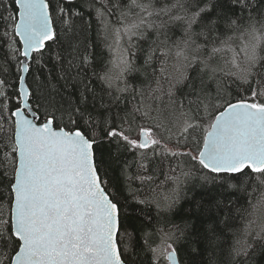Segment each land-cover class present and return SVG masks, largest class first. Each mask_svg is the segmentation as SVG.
Segmentation results:
<instances>
[{
    "label": "snow or ice",
    "instance_id": "snow-or-ice-1",
    "mask_svg": "<svg viewBox=\"0 0 264 264\" xmlns=\"http://www.w3.org/2000/svg\"><path fill=\"white\" fill-rule=\"evenodd\" d=\"M158 2L130 0L120 12L118 26L105 19L114 14L111 7L96 9L103 26L98 37L103 36L111 58L94 75L109 89L116 86L118 92L128 91L124 77L134 70V37L155 34L146 65L157 59V51L163 57L158 72L154 68L152 73L156 86L149 81L134 89L140 100L119 125L103 113L89 111L83 94L75 106L60 109L59 117L49 113L25 85L23 73L29 72L26 59L18 62L19 88L0 80V86L13 89L11 94L0 91V133L5 132V112L12 125L3 144L7 150L0 155V264H126L125 252L140 245L127 231L129 221H137L141 228L151 225L150 218L137 215V206L155 203L158 216L170 212L193 177L209 193L210 202L198 205L205 213L225 206L223 199H212L215 193L224 196L232 192L244 196L229 199V205L247 198L248 207L242 204L236 209L242 218L264 212V74L253 71L264 62L260 55L264 53V0H173L157 7ZM14 4L18 19H9L23 49L9 43L12 54H3L10 61L35 59L33 54H42L47 42L57 35L50 11L52 0H14ZM237 5L249 10L247 17L243 12L236 14ZM59 12L81 15L67 7H59ZM194 26L200 30L194 31ZM177 28L179 37H175ZM125 38L127 46L122 47ZM75 51L70 45L69 54ZM226 52L234 55L221 63L217 57ZM170 61L178 74L176 83L193 79L189 91L179 99L174 85L164 88L173 79ZM68 64L71 68L73 60ZM194 66L198 72L191 78L187 70ZM226 79L239 81L243 94L226 93ZM121 82L123 88L118 87ZM210 117L214 119L206 125ZM113 141L118 151L119 146L139 150L134 162L141 173L152 170L151 160L156 156L187 158V162L178 165V170L172 168L155 186L154 175L130 176L124 186L113 185L101 173L107 174L106 164L110 167L119 161L106 162L96 156L99 146ZM180 147L189 150H177ZM132 163L126 162L125 169ZM131 180L148 185L150 197L138 199L141 189H133ZM168 184L174 187L162 194L160 189ZM229 220H235L230 212L219 221L235 237L229 255L233 261L243 257L242 264H247L252 247L247 236L255 220L248 219L243 229L231 228ZM194 228L185 222L182 227L145 231L140 239L152 253L151 264H181L180 243L189 240V229ZM216 231L209 227L210 233ZM257 235L264 239V225ZM125 238L130 243H124Z\"/></svg>",
    "mask_w": 264,
    "mask_h": 264
},
{
    "label": "trees",
    "instance_id": "trees-1",
    "mask_svg": "<svg viewBox=\"0 0 264 264\" xmlns=\"http://www.w3.org/2000/svg\"><path fill=\"white\" fill-rule=\"evenodd\" d=\"M130 0H72V3H67L66 0H52L53 9L52 18L54 21V31L56 38L54 41H49L46 44V49L36 56L35 59L31 57L29 61V72L26 74V84L34 93V98H38L41 104L47 107L49 113L55 112L56 116H60V109L67 108L70 104L75 106L81 99V94L87 96L88 110L93 111L94 114L103 113L115 121L119 125L121 120L125 117L126 113H131L137 106L140 97L136 95L134 89L138 90L142 85H147L149 81L152 82V87H155V77H153V69L158 72L160 61L163 57L157 51L155 56L156 60L145 64V58L148 55V50L152 46V41L155 34L146 36L141 39L138 37L133 38V46L131 49L134 70L128 73L124 80L127 82L128 91L118 92L117 87L113 86L108 88L107 84H103L97 76L94 75L100 72L101 66L104 62L111 58L108 48L105 46L103 36L98 37V32L102 33L103 26L100 19L97 17L96 9L112 8L114 13L112 16H106L105 19L117 25L120 19L121 10H126V6ZM173 0H159L157 7H163L166 3H171ZM255 3V0H251ZM119 3L120 7H112ZM88 5H92L89 7ZM67 7L73 9L81 15H69L59 12V7ZM248 9H242L239 5L235 7V12L240 15L242 12L245 17L248 15ZM17 16V7L14 0H0V80H5L9 85H17L18 76L17 72L18 62L21 57L16 61H10L4 56V52L11 55V50L7 48L9 43L15 49L21 50L19 38L14 36L12 32L13 20L9 17ZM67 21V23H65ZM118 26V25H117ZM199 26H194V31H199ZM8 35L5 36L4 33ZM175 37L181 35L179 28L174 30ZM198 42H202L199 40ZM70 45L76 49L73 55H70ZM127 46V38L122 42V47ZM127 55V53H125ZM234 52H226L221 54L217 59H231ZM264 56V53H260ZM88 58V62L84 63V58ZM73 60V66L70 68L68 61ZM173 61L169 62V71L172 72L173 79L164 84L165 90L168 89L169 84L174 85L173 91L176 93L177 99L181 98L189 91V85L193 83V79L185 83H176L174 69L171 68ZM7 69V71H5ZM254 73L264 74V62L258 64L254 69ZM198 69L189 68L188 75L195 78ZM258 77H254V80ZM198 83V81H196ZM125 84L119 83L118 87L123 88ZM225 92L236 95L237 91L243 94L244 89L239 87V81L233 82L232 79L224 81ZM264 88V85H261ZM0 91H6L11 94L13 89L11 87L4 88L0 86ZM167 98L165 97V100ZM5 102H8L5 98ZM15 102V97L12 101ZM159 103V102H157ZM106 106L107 110L102 107ZM138 115V114H137ZM5 119L3 128L5 132L0 133V155L3 151V144L7 139V131L12 127L8 114L4 113ZM213 117L206 120V125L210 124ZM138 123H140L138 119ZM125 127L127 125H124ZM202 136V134H201ZM176 138L173 137L172 144H175ZM202 144V138H201ZM171 146V145H170ZM190 147H192L190 145ZM180 151H187L189 149L178 148ZM139 150H129L126 146H119L115 141L111 144L104 143L96 150L97 159H104L106 162L111 159L112 161H119V163H111V166L106 164V175L102 172V178L110 180L113 185L124 186L128 177L136 175H154L156 180L153 184H159L164 179L165 174H171L172 168H177L182 162H187V158H172L156 156L151 160V169L147 173L138 172L135 159ZM193 154L195 152L193 151ZM151 156V153H149ZM126 162H133L130 168L125 169ZM121 169H125L124 172ZM131 187L133 189H141V194L138 199H147L151 193L147 192L148 185H141L139 180H131ZM200 182L196 177H193L183 186V191L180 192V199L175 207L162 216H158V210L155 203L138 205L139 212L137 215L140 217H148L151 219V225L141 228L139 223L135 220L129 221L127 231L132 233V240L139 241L140 245L135 249L129 247L125 252L124 259L127 264H151L152 253L145 246L140 239L145 231H152L161 227L168 228L171 225H180L181 227L185 222L195 225L194 229H189V240L181 241L179 247V258L181 264H242L245 258L241 257L237 261H233L229 255V248L232 245L235 237L228 229L224 228L223 224L219 221L224 220L226 215L230 212L235 220H229V225L233 229H243L248 219H254L255 223L252 224L247 242L252 245L249 248L250 255L246 258L247 264H264V239L258 236L261 226L264 225V212L257 213L255 217L244 216L243 218L236 209L243 204L248 207L247 198L237 200L229 205L228 200L236 196H244L242 192H232L220 196L215 193L212 197L215 199H223L225 206L222 208H213L211 212L205 213L203 207H198L199 204L207 205L210 202L209 193L205 188L199 186ZM174 187L168 184L165 188L160 189L161 193H166L169 189ZM132 201V198L129 197ZM134 204V201H132ZM250 211V209H249ZM160 221V222H158ZM147 224V220L145 221ZM216 227L215 234L209 232V227ZM220 229H224L223 232ZM211 240V242H210ZM124 243H130L125 238ZM159 243V240L156 241ZM153 247L156 245L153 244ZM197 249L193 252L192 249Z\"/></svg>",
    "mask_w": 264,
    "mask_h": 264
},
{
    "label": "water",
    "instance_id": "water-1",
    "mask_svg": "<svg viewBox=\"0 0 264 264\" xmlns=\"http://www.w3.org/2000/svg\"><path fill=\"white\" fill-rule=\"evenodd\" d=\"M16 19H18V9H17V16H16ZM19 38V37H18ZM19 41H20V38H19ZM20 44H21V50L23 49V44L21 43V41H20ZM24 59H26V61H27V63L29 64V61H30V59H31V57H29V58H24V57H21V60H24ZM26 74L27 73H23V75L25 76V85L27 86V84H26ZM20 87V85H19V83H18V88ZM14 119V118H13ZM213 119H214V117H213ZM212 121V120H211ZM211 123V122H210ZM127 264V263H126Z\"/></svg>",
    "mask_w": 264,
    "mask_h": 264
},
{
    "label": "rangeland",
    "instance_id": "rangeland-1",
    "mask_svg": "<svg viewBox=\"0 0 264 264\" xmlns=\"http://www.w3.org/2000/svg\"><path fill=\"white\" fill-rule=\"evenodd\" d=\"M218 60H220V62L222 63L223 62V60L222 59H218ZM213 119V118H212Z\"/></svg>",
    "mask_w": 264,
    "mask_h": 264
}]
</instances>
